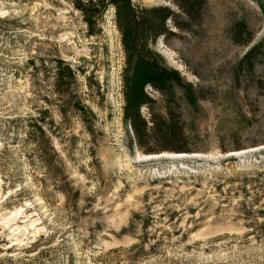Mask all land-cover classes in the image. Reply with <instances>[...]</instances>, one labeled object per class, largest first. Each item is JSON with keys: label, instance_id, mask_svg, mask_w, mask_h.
<instances>
[{"label": "rangeland", "instance_id": "1", "mask_svg": "<svg viewBox=\"0 0 264 264\" xmlns=\"http://www.w3.org/2000/svg\"><path fill=\"white\" fill-rule=\"evenodd\" d=\"M171 31L154 50L193 103L148 90L147 125L181 132L138 146L109 16L89 36L70 0H0V264H264V0Z\"/></svg>", "mask_w": 264, "mask_h": 264}, {"label": "trees", "instance_id": "2", "mask_svg": "<svg viewBox=\"0 0 264 264\" xmlns=\"http://www.w3.org/2000/svg\"><path fill=\"white\" fill-rule=\"evenodd\" d=\"M173 4L176 11L168 6L143 5L134 0H70L89 36L100 32L105 15L109 16L119 35L124 58L120 72L121 121L138 146L146 132L169 142L177 141L181 132L176 115L168 122L159 117V123H156L152 118L147 125L140 109L154 104L148 90L160 94L166 102L174 103L173 88L178 86L182 88L186 101L193 103L189 86L182 84L178 73L166 66L154 46L175 35L171 26L184 30L190 23L199 21L205 0H173ZM166 114L170 115L169 108Z\"/></svg>", "mask_w": 264, "mask_h": 264}]
</instances>
